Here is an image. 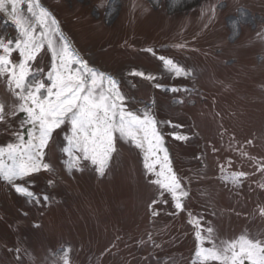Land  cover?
<instances>
[{"label": "rangeland", "instance_id": "374dc122", "mask_svg": "<svg viewBox=\"0 0 264 264\" xmlns=\"http://www.w3.org/2000/svg\"><path fill=\"white\" fill-rule=\"evenodd\" d=\"M42 1L90 66L119 76L130 108L139 111L147 104L158 121H171L158 129L188 196L183 211L175 209L167 194L169 203L160 202L161 190L151 182L157 176L146 171L144 152L124 141H118L105 175L90 166L69 171L64 165L68 157L59 148L67 143L70 127L62 125L47 149L53 171L35 173L26 184L39 203L20 198L0 180V264H63L65 250L70 264H199L192 217H202V235L213 228L217 246L241 234L263 233L259 209L264 190L254 180L264 184V173L256 171L264 160V30L236 18L242 11L259 13L264 0H180L175 5L173 0ZM20 8L31 19L27 0H21ZM18 36L0 12V37ZM53 39L59 42V36ZM147 48L172 58L191 75L175 77ZM13 58L18 61V53ZM51 60L45 42L34 66L46 73ZM133 70L156 79L131 75ZM173 87L181 90L172 92ZM0 103L6 113L18 103L6 78H0ZM24 115H7V122H0V146L17 142L13 132L20 131ZM173 132L188 139L176 140ZM241 151L255 162L241 157ZM220 166L250 174L242 197L217 178ZM157 209L158 218L152 215ZM203 246L213 243L205 240Z\"/></svg>", "mask_w": 264, "mask_h": 264}, {"label": "snow or ice", "instance_id": "6c2138e0", "mask_svg": "<svg viewBox=\"0 0 264 264\" xmlns=\"http://www.w3.org/2000/svg\"><path fill=\"white\" fill-rule=\"evenodd\" d=\"M179 2L173 0L174 5ZM20 6L21 0H0V12L6 13L19 31L18 38L14 40L0 37V78H6L9 91L18 101L8 113L5 112V105L0 103V122H7V115L25 114L20 122V131L13 132L17 142L0 146V180L10 184L16 193L39 203V198L26 184L35 173L53 171V166L46 162L47 149L63 125L70 127V134L65 136L67 143L59 150L68 157L64 165L69 171H83L90 166L100 176L105 175L118 151V141H124L144 152L146 171L157 176L151 182L161 190L160 202L169 203L165 198L167 194L175 209L183 211V199L188 192L171 166L168 150L164 147V135L158 129V124L171 126V121H158L147 104L139 111L130 108L129 98L120 90L119 82L111 75L90 67L71 49L59 32L55 18L50 19V13L40 6L38 0H27V12L31 14V19L21 13ZM36 24L41 29L39 34ZM53 35L59 36L58 43ZM45 42L52 56L51 67L46 73L33 63L41 55ZM146 51L156 56L175 77L191 75L190 70H185L172 58L157 56L152 48ZM14 53H18V61L13 58ZM131 75L151 81L156 79L143 71L133 70ZM155 87L163 86L156 83ZM170 90L178 92L181 89L173 87ZM170 134L176 140L188 139L186 135ZM240 155L255 162V158L247 152L241 151ZM231 163L229 159V167ZM156 165L160 166L158 172ZM256 171L264 173V160L257 163ZM248 175L245 171H231L223 179L239 186ZM48 183L52 185L53 181ZM260 186L264 187V184ZM43 200L48 202L50 197L44 195ZM156 203L157 200L152 201V204ZM259 212L264 216V208H260ZM152 215L156 216L157 212L153 211ZM201 219L194 217L190 221L196 229L194 260L199 264L210 261L217 264H264V238L245 233L217 246L212 241V227L206 229L207 235H202L205 230ZM205 240L212 242L213 246L204 247ZM62 259L63 264H70L67 250Z\"/></svg>", "mask_w": 264, "mask_h": 264}, {"label": "bare ground", "instance_id": "6f19581e", "mask_svg": "<svg viewBox=\"0 0 264 264\" xmlns=\"http://www.w3.org/2000/svg\"><path fill=\"white\" fill-rule=\"evenodd\" d=\"M38 2H39V1H38ZM106 74H108V73H106ZM109 75H110V74H109ZM111 76L117 80V77H116V76H114V75H111Z\"/></svg>", "mask_w": 264, "mask_h": 264}]
</instances>
